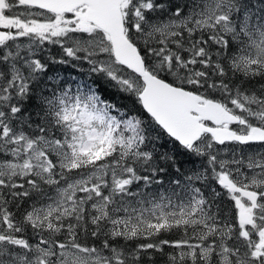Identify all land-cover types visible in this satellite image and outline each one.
<instances>
[{"label":"snow or ice","instance_id":"obj_1","mask_svg":"<svg viewBox=\"0 0 264 264\" xmlns=\"http://www.w3.org/2000/svg\"><path fill=\"white\" fill-rule=\"evenodd\" d=\"M155 254L264 264V0H0V264Z\"/></svg>","mask_w":264,"mask_h":264},{"label":"trees","instance_id":"obj_2","mask_svg":"<svg viewBox=\"0 0 264 264\" xmlns=\"http://www.w3.org/2000/svg\"><path fill=\"white\" fill-rule=\"evenodd\" d=\"M50 47V50L51 51H53V52H57L58 51V49H56V48H51V46H49ZM61 71H62V73L64 74V75H69V74H75L71 69H63V68H61ZM122 103H128V101H123ZM167 147L170 149L171 147H172V145L171 144H168L167 145ZM181 159H183V157H181ZM186 167L188 166V165H185ZM168 238L169 239H176V238H178L175 234H173V235H170V236H168ZM170 251H172V249H170V248H168V247H165V252H170ZM154 259H155V264H164V261L166 260V257H162V256H160V254H155L154 255Z\"/></svg>","mask_w":264,"mask_h":264}]
</instances>
